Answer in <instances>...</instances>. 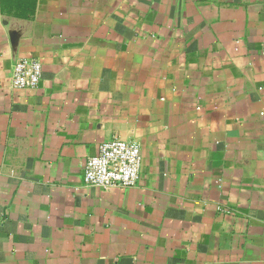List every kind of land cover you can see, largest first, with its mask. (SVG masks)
<instances>
[{
  "label": "crops",
  "instance_id": "crops-1",
  "mask_svg": "<svg viewBox=\"0 0 264 264\" xmlns=\"http://www.w3.org/2000/svg\"><path fill=\"white\" fill-rule=\"evenodd\" d=\"M0 264H264V0H0Z\"/></svg>",
  "mask_w": 264,
  "mask_h": 264
},
{
  "label": "built area",
  "instance_id": "built-area-1",
  "mask_svg": "<svg viewBox=\"0 0 264 264\" xmlns=\"http://www.w3.org/2000/svg\"><path fill=\"white\" fill-rule=\"evenodd\" d=\"M43 66L36 59H21L14 67L15 88H36L42 80ZM143 156L137 142L118 136L102 142L96 154L85 163L84 179L103 189L133 187L141 178Z\"/></svg>",
  "mask_w": 264,
  "mask_h": 264
}]
</instances>
